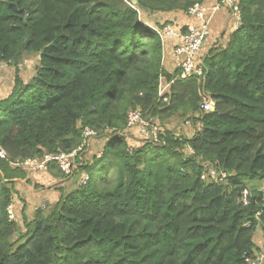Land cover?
<instances>
[{
    "label": "trees",
    "instance_id": "16d2710c",
    "mask_svg": "<svg viewBox=\"0 0 264 264\" xmlns=\"http://www.w3.org/2000/svg\"><path fill=\"white\" fill-rule=\"evenodd\" d=\"M135 1L0 0V63L16 67L13 90L0 99V149L8 154L0 157V264L255 259L254 236L264 234L256 184L264 180V0H239V26L203 56L204 84L164 69L162 39L146 22L163 27L158 13L205 0ZM25 54L39 56L29 82L18 73ZM162 76L175 79L170 102L159 100ZM203 87L215 109L198 117ZM137 108L160 124L178 115L202 125L191 138L163 127L160 142L133 145L124 131ZM85 127L105 139L75 174L88 181L47 211L40 206L29 218L24 210V232L8 206L15 178L27 172L10 162L72 151ZM206 164L228 178L203 179Z\"/></svg>",
    "mask_w": 264,
    "mask_h": 264
},
{
    "label": "built area",
    "instance_id": "2783aa9c",
    "mask_svg": "<svg viewBox=\"0 0 264 264\" xmlns=\"http://www.w3.org/2000/svg\"><path fill=\"white\" fill-rule=\"evenodd\" d=\"M127 1L133 6L136 5L135 0ZM220 10H226L228 14L231 15V21H233L234 29H236L241 22L239 0H217L211 6L203 2L192 5L186 13L188 16L195 19L196 23L189 24L186 32L170 24H164L163 27L151 26L159 33L163 46L166 40L178 37L179 43L176 44L174 48L175 62L178 71L177 78H196L200 84H204V60L201 52L211 33V22ZM174 80L175 79L165 82L163 81V76L160 78L158 91L159 100L170 102V96L168 94ZM201 95L202 102L200 104V115H198V117L215 109V103L213 99L207 95L204 87L201 89ZM192 121L194 123V119L191 116L187 119L186 125L191 127ZM160 125L157 119L146 117L144 111L140 108L131 109L128 112L126 130L129 128L131 129L130 131L135 132L137 127L143 140H151L156 143L160 142V135L164 131V128ZM195 125L201 126L202 124L198 122ZM82 137V143L72 151L46 152L40 157H31L10 163L26 167L33 171H46L50 165L56 164L64 175L74 176L79 167L86 161V154L92 148L93 142L98 138V133L90 127H85L82 132ZM189 150L192 152L191 149ZM100 154L101 153L98 155ZM0 157L8 159L7 152L2 148L0 149ZM202 178L223 182L228 178V173L218 165L209 164L207 167L205 166ZM88 179L89 174L83 172L79 181L85 184ZM260 193L264 198V187L260 188ZM251 196L252 193L250 188L245 189L242 194L243 203L248 204ZM8 213L10 219L15 220L16 211L12 203L8 206ZM258 260L259 257L256 256L255 259L251 260L250 264H256Z\"/></svg>",
    "mask_w": 264,
    "mask_h": 264
},
{
    "label": "crops",
    "instance_id": "0c3cea01",
    "mask_svg": "<svg viewBox=\"0 0 264 264\" xmlns=\"http://www.w3.org/2000/svg\"><path fill=\"white\" fill-rule=\"evenodd\" d=\"M215 2L216 0H205L203 3L211 6ZM157 17L159 21L162 18H164L165 20L168 18H170L168 20H175V25L177 26L176 28H178L179 30H183V28L187 27L189 24L196 23L195 19L191 18L187 15L186 12L183 11L158 13ZM147 22H150L153 26L155 24L152 21ZM233 31V23L229 18L228 12L226 10H220L211 22V33L203 46L201 52L202 56L207 54L209 52V49L213 45H216V43L218 44L224 41L226 43L228 36ZM223 32L225 33L224 39L222 38ZM178 43V37H174L166 40L165 45L163 46L162 64L164 69L169 73H175L177 71L174 48ZM163 81L168 82L164 77ZM95 143L96 141L94 142V144ZM68 178L70 179V181H68L67 177L53 165L50 166L48 171L27 172L26 177L15 178L14 187L16 191L13 196V205L15 207L16 213H23L24 208L19 202L18 198H16V195L17 197L21 196L20 198L24 200V204L26 205L25 213L28 215L30 207L35 208V206L42 200L46 199L52 201L54 199L53 201H57L60 198L61 194L73 191L78 184L80 175H77V179H75L73 176ZM49 191L52 193H50L49 197H47L46 194Z\"/></svg>",
    "mask_w": 264,
    "mask_h": 264
},
{
    "label": "rangeland",
    "instance_id": "374dc122",
    "mask_svg": "<svg viewBox=\"0 0 264 264\" xmlns=\"http://www.w3.org/2000/svg\"><path fill=\"white\" fill-rule=\"evenodd\" d=\"M140 15L142 16V19H144L143 13L141 11H140ZM229 18H230V20L232 19L231 15H229ZM168 19H170V18H168ZM168 19L165 20L164 18H162L160 20V23L161 24H170L172 26L177 27L175 25L176 24L175 20H172V19L168 20ZM145 20H147V19H145ZM146 23L149 24L150 26H153V25H151L150 22H146ZM232 23H233V21H232ZM233 27H234V25H233ZM38 64H39V56L34 55V54H25L23 59L18 64V71H19L18 73L22 77L24 82H29L31 80V78L33 77V75L36 71ZM15 74H16V67L13 64L0 63V99L7 98L11 94L13 87H14ZM190 117L191 116L183 117V116L175 115V117H172L170 120L164 122V124H161L162 126L161 125L160 126L162 128L165 127L168 129H172L173 131H175L176 134H182L188 138H191V137H193V135L195 134L197 129L200 127V125L196 126L192 121L191 127H188L186 125V121ZM130 130L131 129H129V128H127V130L125 128L124 135H126L128 137V139H129V137H131L129 140L133 143V145H139L140 142L143 141V138L141 137L140 133H139V135L136 132L134 134V131H130ZM95 141H96V143L95 144L93 143L92 148L87 152L88 157H90V156L92 157V155H94L96 153L97 154L101 153L103 148H104L105 139H104L103 135H98V138ZM102 144H103V147H102ZM12 162H14V161H12ZM11 166L22 167V166H17V165H13V164H11ZM207 166H208V164H206V167ZM22 168L24 170H26V172H40V171L30 170L26 167H22ZM49 168H48V170H49ZM48 170H46V171H48ZM66 177H67V180L70 181V179L68 177H72V176L67 175ZM73 177L75 179H77V175H75ZM256 184H258L259 188L264 187V180L259 181ZM44 187H46V186H44ZM50 193H52V192L49 191L46 194L47 197H49ZM20 197L21 196L17 197V195H16V198H18L19 202L24 207L23 211L25 210V212H26V205L24 204V200ZM53 200L49 201V200L44 199L40 203H38L35 206V208L30 207L29 214H28L29 218L33 217L35 210L40 206H42L43 210L47 211L49 209V207L51 206V204L56 202ZM12 204H13V199H12ZM19 214L20 213H18V214L16 213L15 221L19 222L22 230L25 232L26 229H25L24 223H23V220H24L23 215L24 214L22 212L20 215ZM254 241H255V244L258 248L256 250V256L259 257V260L257 261L256 264H264V234L261 231H258V233H256L254 236Z\"/></svg>",
    "mask_w": 264,
    "mask_h": 264
}]
</instances>
